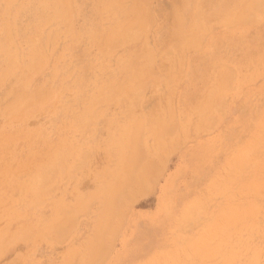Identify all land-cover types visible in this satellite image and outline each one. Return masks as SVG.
Here are the masks:
<instances>
[{
	"label": "rangeland",
	"instance_id": "1",
	"mask_svg": "<svg viewBox=\"0 0 264 264\" xmlns=\"http://www.w3.org/2000/svg\"><path fill=\"white\" fill-rule=\"evenodd\" d=\"M0 264H264V0H0Z\"/></svg>",
	"mask_w": 264,
	"mask_h": 264
},
{
	"label": "bare ground",
	"instance_id": "2",
	"mask_svg": "<svg viewBox=\"0 0 264 264\" xmlns=\"http://www.w3.org/2000/svg\"><path fill=\"white\" fill-rule=\"evenodd\" d=\"M135 9V8H134ZM251 10V9H250ZM251 12V11H250ZM251 14V13H250ZM231 19V18H230ZM133 22V21H132ZM133 24V23H132ZM135 24V23H134ZM230 24V23H229ZM136 26V25H135ZM134 27V26H133ZM129 28V27H128ZM131 28V27H130ZM127 30V29H126ZM126 33V32H125ZM129 34V33H128ZM113 38V37H112ZM113 41H114V39H113ZM115 42H117V40H115ZM117 192V191H116ZM120 192V191H119ZM111 194V193H110ZM121 195H122V192L120 193ZM119 194V195H120ZM110 197H111V195H110ZM118 199V198H117ZM115 203V202H114ZM116 204V203H115ZM115 206V205H114ZM116 207V206H115Z\"/></svg>",
	"mask_w": 264,
	"mask_h": 264
}]
</instances>
